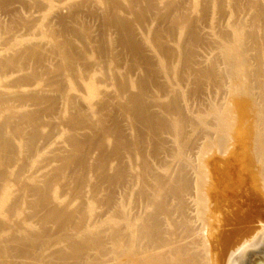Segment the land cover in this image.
<instances>
[{
	"label": "bare ground",
	"instance_id": "6f19581e",
	"mask_svg": "<svg viewBox=\"0 0 264 264\" xmlns=\"http://www.w3.org/2000/svg\"><path fill=\"white\" fill-rule=\"evenodd\" d=\"M264 0H0V264H264Z\"/></svg>",
	"mask_w": 264,
	"mask_h": 264
},
{
	"label": "rangeland",
	"instance_id": "374dc122",
	"mask_svg": "<svg viewBox=\"0 0 264 264\" xmlns=\"http://www.w3.org/2000/svg\"><path fill=\"white\" fill-rule=\"evenodd\" d=\"M262 251L264 252V249H262Z\"/></svg>",
	"mask_w": 264,
	"mask_h": 264
}]
</instances>
